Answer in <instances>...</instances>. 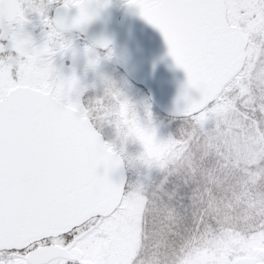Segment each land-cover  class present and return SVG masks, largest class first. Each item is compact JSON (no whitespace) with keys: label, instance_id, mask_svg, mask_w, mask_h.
Listing matches in <instances>:
<instances>
[{"label":"snow or ice","instance_id":"obj_1","mask_svg":"<svg viewBox=\"0 0 264 264\" xmlns=\"http://www.w3.org/2000/svg\"><path fill=\"white\" fill-rule=\"evenodd\" d=\"M109 3L0 0V264H264V0H126L186 77L140 144L111 41L73 35Z\"/></svg>","mask_w":264,"mask_h":264},{"label":"water","instance_id":"obj_2","mask_svg":"<svg viewBox=\"0 0 264 264\" xmlns=\"http://www.w3.org/2000/svg\"><path fill=\"white\" fill-rule=\"evenodd\" d=\"M81 34L90 42L110 40L116 64L143 86L163 111L174 112L185 74L168 56L161 34L138 15L137 9L126 3L115 10L109 4Z\"/></svg>","mask_w":264,"mask_h":264},{"label":"rangeland","instance_id":"obj_3","mask_svg":"<svg viewBox=\"0 0 264 264\" xmlns=\"http://www.w3.org/2000/svg\"><path fill=\"white\" fill-rule=\"evenodd\" d=\"M125 2L126 0H111V3L114 5V7ZM34 29L36 31H34L33 29L30 30L33 31V34L35 36L39 37V27H36ZM73 35L76 37V43L79 46H83L86 43H90L78 33H74ZM99 52L101 56H103L105 55L106 50ZM64 63L66 68L71 66V61L69 60H65ZM85 63L86 61L84 57L81 56L78 58L75 65L77 74L84 75L86 81L91 82L93 79V73H84ZM99 72L108 77L114 83L115 87L119 89L124 94V96L127 97L130 104L134 106L132 109V114L120 121V131L117 139H123L128 144L141 143V138L147 135L145 132V128H147L148 125L145 123H141L136 118L135 113L138 112L139 115L143 117V106L145 103L150 105V111L152 113L151 123L156 126L157 135L161 138L167 137L169 134L175 135L179 120L172 115L162 112L147 95L145 90L130 81L128 77H126L123 72L117 68L112 57L107 60H102L99 67ZM104 138L105 140L111 139L110 130H105ZM130 147L134 150L138 146ZM205 258L208 257H205L203 253H200L199 255L191 258L185 257V261L179 262V264H185V262L186 264H195L197 260L202 261Z\"/></svg>","mask_w":264,"mask_h":264},{"label":"flooded vegetation","instance_id":"obj_4","mask_svg":"<svg viewBox=\"0 0 264 264\" xmlns=\"http://www.w3.org/2000/svg\"><path fill=\"white\" fill-rule=\"evenodd\" d=\"M110 2H111V0H110ZM54 15H55V8H52L49 10V16H54ZM33 30L36 31L35 29H33Z\"/></svg>","mask_w":264,"mask_h":264}]
</instances>
